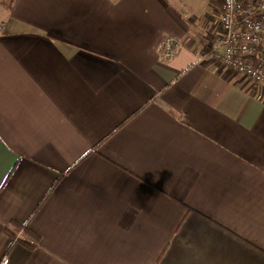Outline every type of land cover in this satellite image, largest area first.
<instances>
[{
    "label": "crops",
    "instance_id": "crops-1",
    "mask_svg": "<svg viewBox=\"0 0 264 264\" xmlns=\"http://www.w3.org/2000/svg\"><path fill=\"white\" fill-rule=\"evenodd\" d=\"M221 6L0 5V264H264V80L209 55Z\"/></svg>",
    "mask_w": 264,
    "mask_h": 264
},
{
    "label": "built area",
    "instance_id": "built-area-1",
    "mask_svg": "<svg viewBox=\"0 0 264 264\" xmlns=\"http://www.w3.org/2000/svg\"><path fill=\"white\" fill-rule=\"evenodd\" d=\"M163 43L167 59L181 45L175 37H166ZM206 49L231 71L254 82L264 80V0H222L218 27ZM6 262L2 257L1 263Z\"/></svg>",
    "mask_w": 264,
    "mask_h": 264
},
{
    "label": "trees",
    "instance_id": "trees-1",
    "mask_svg": "<svg viewBox=\"0 0 264 264\" xmlns=\"http://www.w3.org/2000/svg\"><path fill=\"white\" fill-rule=\"evenodd\" d=\"M12 1L13 0H0V5H4L5 7H10V5H11V3H12ZM18 227H20V228H23V232L25 231V229H26V227L24 226V224H16ZM12 235V234H11ZM14 236V235H13ZM12 236V237H13ZM18 240H22L21 238H22V236H18V237H16ZM14 239V238H13ZM17 239H15V240H17Z\"/></svg>",
    "mask_w": 264,
    "mask_h": 264
}]
</instances>
